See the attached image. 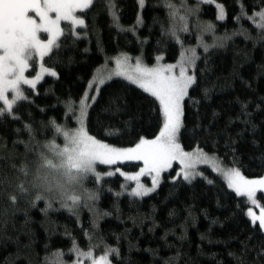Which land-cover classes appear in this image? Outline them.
<instances>
[{"label": "trees", "instance_id": "16d2710c", "mask_svg": "<svg viewBox=\"0 0 264 264\" xmlns=\"http://www.w3.org/2000/svg\"><path fill=\"white\" fill-rule=\"evenodd\" d=\"M218 1L225 5L226 18L217 20L215 5L205 4L200 22L213 23L215 37L227 34L231 38L224 41L223 47H209L207 53L202 48L199 50L196 71L201 77V89L206 87L210 91L207 99L203 98L202 90L196 96L203 105L198 109L199 127L193 131L189 113L188 130L181 129L180 143L185 151L199 146L218 157L223 166L240 167L242 174L254 179L264 176V39L259 37V30L251 21L236 22L237 0ZM115 2L120 24L131 28L140 11L135 0ZM242 2L249 15L259 10L260 0ZM94 3L93 9L79 13L88 26L87 35L71 48L61 50L59 56L50 54L51 64L49 57L45 59L46 66L61 73L60 79L46 76L38 85L39 95L33 96L34 103L20 101L14 107L19 119L0 118V264H54L53 254L57 251L72 264L76 259L69 251L73 240L82 251L90 243L98 244L94 249L97 256L102 254L105 245L118 247L121 257L111 256L113 264H260L257 252L264 241L262 234L254 230L258 224L253 226L243 214L242 210L249 205L245 204L244 197H236L227 188L218 173L207 167H202L201 172L213 184L201 176L191 184L181 182L182 176L173 181L169 173L175 175L173 169L179 170V165H175L163 174L159 188L143 198L130 197L121 188L125 180L119 174L102 177L99 183L93 178L89 184L99 193L97 211L92 207L88 210L76 207L70 212L61 206L62 196H58L45 212L42 209L46 208V200L35 201L37 192L54 193L47 179L43 181L46 174L42 172V162L50 157L47 151H40V145L52 142L60 134L50 121L55 120L62 131L77 127V102L91 79L94 66L103 64L105 56L114 57L121 52L139 56L141 47L145 62L152 65L157 40L165 62L175 63L179 58L180 46L161 35V25L168 24L163 0H147L141 12L144 25L137 28L136 35L148 38L143 46L131 32L118 33L106 6L96 0ZM241 28L247 30L249 38L233 35ZM198 33L199 30L180 34L184 47L189 46L185 48L198 44ZM213 39V34L207 36V44L213 45ZM98 44L103 51L98 49ZM85 47L90 49L88 53L83 52ZM69 56H72L71 64H68ZM105 87L102 86L103 99L98 98V105H93L95 111L89 110L91 118L86 125L90 135L114 146L128 147L138 135L154 138L158 134L155 111L150 112L147 104L132 114L123 108L118 113L114 109L105 112L109 107ZM49 88L51 91L45 93ZM26 93L31 94V89ZM68 102L73 105L71 112L66 107ZM25 124L31 125V132ZM234 156L236 164H233ZM139 165L127 163L119 167L136 171ZM115 167L97 165V171ZM117 192L121 195L116 196ZM13 195L17 197L15 202L10 199ZM105 212L110 214L105 216Z\"/></svg>", "mask_w": 264, "mask_h": 264}, {"label": "snow or ice", "instance_id": "6c2138e0", "mask_svg": "<svg viewBox=\"0 0 264 264\" xmlns=\"http://www.w3.org/2000/svg\"><path fill=\"white\" fill-rule=\"evenodd\" d=\"M96 2H102L106 6V11L118 33L131 32L141 46L148 43L147 37L141 39L136 35L137 28L144 25L141 12L145 9L147 0H135L140 11H137L136 23L127 29L120 24L115 0H96ZM237 2L239 12L234 16L236 22L240 23L244 19L251 21L259 30V37L264 39V0H260L259 10H253L251 15L242 0ZM213 3L216 8V19L224 20L225 5L216 3V0H196L193 5H189L187 0H178V2L163 0V6L167 10L168 24L161 25V35L170 38L180 46L179 58L175 63L163 62L164 55L159 50L160 40H157L155 63L151 66L144 62L143 47H141V55L135 58L134 63L132 57L121 52L114 57L105 56L103 64L99 67L94 66L91 79L87 81V87L79 99L77 121L80 127L71 139L75 144L90 146L87 156L83 157L78 165V171L84 174V179L92 175L99 183L102 177H113L119 174L125 181L134 182L135 186L128 192L130 197L143 198L155 192L160 186L162 174L173 169L174 162L180 167L178 171L173 169L175 175L169 173V178L173 181L182 176L181 182L191 184L197 176H201L208 184H213V180L197 170L199 164L208 165L223 178L227 188L236 197L245 198V204L249 206L242 210L243 214L253 226L258 222V228L254 230L262 234L261 240L264 241V203L260 202L264 196L260 198L257 196L258 192L264 193V176L249 179L242 174L240 167L223 166L218 157L214 154L210 155L199 146L192 151H185L180 143L181 129L185 132L188 130L186 121L189 119V113L193 120V131L199 127L196 123L199 120L198 109L203 105L196 96L202 90L203 98L207 99L210 91L206 87L201 89V77L196 71V61L199 56L194 47H184L180 34L189 31L190 18L198 15L201 5ZM94 7V0H0V118L7 116L14 120L19 119L14 112V106L18 101L34 103L33 96L39 95L38 85L46 76L56 81L60 79L61 73L54 67L46 66L45 57H49L48 63L51 64L53 57L50 54L59 56L61 50L71 48L82 36L87 35L88 26L85 19L77 13ZM153 22H156L155 18ZM65 24L67 28L63 26ZM196 27L200 29L201 25L197 23ZM203 30L212 32L214 37L213 45H208L198 36V45L202 44L205 53L208 52L209 47H223L224 41L231 38L227 34L223 37H215V25L211 22H207ZM237 34L245 35L246 39L249 38L246 29L241 28L233 32V35ZM217 41H219L218 44ZM97 47L103 51L99 44ZM89 51L87 47L83 49L84 53ZM71 63L72 56H69L68 64ZM205 63H207V57H205ZM110 64H114V67H110ZM29 69H33V73L26 75ZM105 85L103 91L107 92L109 97V107L104 109L105 112L114 109L118 113L123 108L128 114H132L140 110L141 105L147 104L150 112L155 111L158 134L154 138L138 135L132 142V146L128 147L114 146L90 135L85 123L91 118L89 110L95 111L93 105H98V98L103 99L101 86ZM23 86H28L31 94H26ZM109 89L112 91H108ZM48 91H51V88L46 89L45 93ZM66 107L68 111H73L71 102H68ZM191 109H197V111L191 112ZM40 111L44 109L41 108ZM96 119L99 122V114ZM50 123L57 132L62 131L55 120H51ZM25 128L29 132L32 130L29 124H25ZM64 135L68 137L67 132H64ZM233 152H235L234 149ZM132 161L142 163L136 172L129 173L119 167V164ZM97 163L106 166L116 165V167L114 170L99 172ZM233 164H236L235 156ZM145 175L151 178V187L141 182V177ZM121 188L126 189L127 185L122 184ZM115 195L120 196L121 193L117 192ZM82 198L86 201H96L99 199V193L82 188L78 193L63 196L59 202L62 207L71 212ZM10 199L15 202L17 197L13 195ZM39 200L40 197L37 196L35 201ZM51 207V201L46 200V208L42 211L46 212ZM109 214L103 213L105 216ZM93 226H97L95 220ZM89 239L91 240V236ZM96 247L98 244L90 243L88 249L82 251L73 240L69 251L75 254L76 259L72 264H82L83 260H87L89 264H112L111 256L114 255L117 259L121 257L118 247L105 245L99 256L94 254ZM245 250L247 251V245ZM53 255L56 257L54 264H65L62 252L57 251ZM257 256L260 258V264H264V243L260 245Z\"/></svg>", "mask_w": 264, "mask_h": 264}, {"label": "rangeland", "instance_id": "374dc122", "mask_svg": "<svg viewBox=\"0 0 264 264\" xmlns=\"http://www.w3.org/2000/svg\"><path fill=\"white\" fill-rule=\"evenodd\" d=\"M177 2H178V0H177ZM195 2H196V0H187V3L189 5H193V4H195ZM216 3H220V2L218 0H216ZM213 4L215 5V3H213ZM203 5H205V4H203ZM203 5H201V9H202ZM79 13L80 12H78L77 15H79ZM200 13H201V11L198 13L197 16H193V17L190 18V21H189V31L188 32L199 30V33L197 35L200 37V39H201V41L203 43H206L207 44L206 37L209 36V35H212V32L204 31L203 30V26L206 25V24L203 23V22H200ZM197 23H199L201 25V28L200 29H198L196 27V24ZM188 32H186V33H188ZM185 47H189V46H185ZM193 47L195 48L196 53H197L198 56H199V50H201V48L204 49L203 46H202V44H199V45L197 44L196 46H193ZM129 56L132 57V62L134 63L135 62V58L137 56H132V55H129ZM45 59H46V57H45ZM144 62H145V60H144ZM163 62L164 63H167L165 61H163ZM149 66H151V65H149ZM110 67H114V64H110ZM32 73H33V69H29V72L26 73V75L32 74ZM23 88H24L25 93L29 90L28 86H23ZM19 102L20 101H18L17 104ZM77 103H78L77 104V108H78L79 107V102H77ZM78 114L79 113H78V109H77V116H78ZM76 120H77V118H76ZM79 127L80 126H79V123L77 121V127L74 128L73 130H71V131H60L59 136L57 138L56 137L53 138V141H52V142H54V144L56 146L55 152H47L49 154L50 160L47 159L45 161V159H43L44 162H42V166H43L42 167V170H43L42 172L44 174H46V176L43 177V181H45V179H47L48 185H51V188L52 189H54V188H60V189H62L63 192H68L69 194L78 193V192H80L82 190V188H84V190H87V191H96L95 187L94 186H91L89 184V182L93 178H95L92 175H89L86 179H83L80 182L79 186L77 188L71 189V191H69L68 188H65L63 186V184H60L59 183V180H58V178L71 177V174L73 172L78 171V165L80 163V160L83 157L87 156V154H88V151H89V147L90 146H86L84 144H75V143L72 142L71 137H73L76 134V130ZM85 127L87 129L86 123H85ZM64 132H67L68 133V137H65ZM127 163H139L140 164L139 166H142V163L141 162H138V161L124 162V163H122V165L123 164H127ZM97 165L106 166V165H102V164H99V163H97ZM175 165H179V164L174 162L173 167ZM113 166H116V165H113ZM202 167H207V168L211 169L206 164H199L197 166V170L198 171H201V168ZM136 171H138V170H136ZM136 171H126V172L131 173V172H136ZM168 171H166V172H168ZM166 172H164L163 174H165ZM163 174H162V180H163ZM162 180H161V183H162ZM95 181H96V179H95ZM141 182L144 183L145 186L151 187V178L149 176L145 175V176L141 177ZM161 183H160V185H161ZM125 184L127 185V188L125 189V192L128 194V192L131 190V188L134 187L135 185H134V182H131V181H125ZM153 193H150L149 195H151ZM257 196H258V198H260V197L264 196V193L258 192L257 193ZM145 197H147V196H145ZM96 201H86L84 198H82L80 200V202H79V204H78L77 207L78 208L79 207H82L83 209H86V210H88L89 207H92L95 211H97L95 209L97 207L96 206ZM260 202L261 203H264V199H261ZM63 208H65V207H63ZM75 209L76 208H74L73 210H75ZM256 211L258 212V209H256ZM257 224H258V222H257ZM63 261L65 262V264H68L67 263L68 261H67L66 258H63ZM82 264H89V262L87 260H83L82 261Z\"/></svg>", "mask_w": 264, "mask_h": 264}, {"label": "clouds", "instance_id": "9594fccd", "mask_svg": "<svg viewBox=\"0 0 264 264\" xmlns=\"http://www.w3.org/2000/svg\"><path fill=\"white\" fill-rule=\"evenodd\" d=\"M53 145H55L54 142H44L42 145H40V151L55 152L56 146L53 147ZM83 179L84 174L79 171L73 172L71 177L58 178L59 183L63 184L65 188H68L69 191H71L73 188H77ZM68 194V192H63L60 188H54V193L52 195L46 194V191H40L35 194L34 198L38 196L40 197V200L43 199L52 201L58 199V196L63 197Z\"/></svg>", "mask_w": 264, "mask_h": 264}]
</instances>
